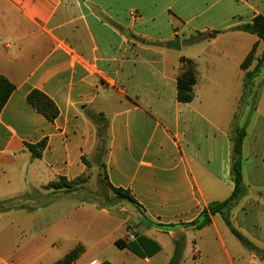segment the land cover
<instances>
[{"label":"crops","instance_id":"obj_1","mask_svg":"<svg viewBox=\"0 0 264 264\" xmlns=\"http://www.w3.org/2000/svg\"><path fill=\"white\" fill-rule=\"evenodd\" d=\"M258 16L264 0H0V77L16 88L0 114V186L16 189V198L83 177L106 133L107 181L130 192L150 224L135 207L83 202L69 215L91 221L63 219L49 246L82 247L76 264H170L177 245L178 264H264L225 238L219 215L202 230L186 226L234 190V129L254 69L242 64L254 47L257 58L264 51L238 28ZM177 37L181 49L173 50ZM189 63L195 98L185 104L178 84ZM33 91L55 103L56 120L29 103ZM42 142L35 158L29 146ZM214 184L215 193L228 191L223 198L213 200ZM133 218L147 230L139 233ZM209 230L217 246L203 244ZM117 241L134 243L143 257Z\"/></svg>","mask_w":264,"mask_h":264},{"label":"rangeland","instance_id":"obj_2","mask_svg":"<svg viewBox=\"0 0 264 264\" xmlns=\"http://www.w3.org/2000/svg\"><path fill=\"white\" fill-rule=\"evenodd\" d=\"M261 56L257 58L255 53L254 68ZM250 84L253 89L249 94L245 91L236 121L249 135L250 144L243 161L246 195L233 210L231 220L234 227L258 249L256 255L264 262V63ZM214 186L215 189L210 191L213 200L223 198L228 192L217 194L215 192L221 187ZM61 187L29 189L15 198L16 189L0 186V264H3L2 260L7 264H56L65 259L73 251L68 252L70 244L63 242L60 246H49V239L53 233L56 234L52 240L60 237L59 223L63 219H80L86 224L91 221L85 215L80 218L69 215L76 207L83 206V202H95L109 210L113 206L126 210L134 208L128 200L118 198L108 186L101 162L76 184ZM80 211L85 210L77 213ZM223 225L221 229L225 238L237 241L225 222ZM207 232L210 234L202 239L203 244L207 243L206 247L217 246L212 230ZM86 243L89 246L93 244L87 238ZM78 260L69 264H76Z\"/></svg>","mask_w":264,"mask_h":264},{"label":"trees","instance_id":"obj_3","mask_svg":"<svg viewBox=\"0 0 264 264\" xmlns=\"http://www.w3.org/2000/svg\"><path fill=\"white\" fill-rule=\"evenodd\" d=\"M243 32L256 35L263 43H264V17L258 16L256 17L251 24H247L238 28ZM203 36L200 35L196 39H192L191 42H197L202 40ZM256 47H254L246 58V60L242 64V69L247 71L252 64L254 63V55L256 53ZM264 63V51L260 59H258L256 67L251 72H247L244 79V89L248 91V94L251 93L253 87L250 84V80L253 76H256L259 73L262 65ZM184 66V70L180 75L179 84H178V95L177 99L180 103H191L194 98V85L196 83V74L193 67V63L187 64V67ZM15 86L6 78L0 77V114L4 109L6 103L8 102L10 96L15 91ZM248 89V90H247ZM29 103L40 113H42L48 120L54 121L59 115L58 108L55 103L47 97L45 94L39 91H33L28 96ZM247 132L245 128H240L239 125L236 124L234 129L233 136V152H232V165H231V176L234 184V190L231 196L222 202H212L208 205V207L199 215V217L193 221L191 224L186 225L187 227H191L195 230H202L208 227L212 223V218L219 215L222 220L225 222L227 227L230 229L231 233L240 241L242 246L249 251L257 252L258 249L255 248L248 240L243 236L233 225L231 220V214L233 210L237 207L240 200L246 195V188L244 185V176H243V146L244 141L246 139ZM46 143L42 142L37 146H29V149L32 151L35 158L41 156L43 149L45 148ZM107 153V144L106 141L100 139V143L96 148V159L97 162H101V166L105 168L104 158ZM84 177V176H83ZM83 177H80L74 181H68L65 178H61L59 181L51 183L49 186H54L56 189H62L65 185L76 184L78 181L82 180ZM107 179V178H106ZM108 186L112 189V191L116 194L118 198L128 200L134 207L136 211H138L139 219L147 226L148 223L142 209L137 204L134 197L130 194V192L125 191L123 189H116L112 187L108 181ZM48 186V187H49ZM65 188V187H64ZM133 224V223H132ZM134 225V224H133ZM174 226H170L169 228H173ZM138 243L145 248V239L139 238ZM116 246L120 249H128L129 251L143 257V255L135 248V244H125L122 241H117ZM84 249L82 247L75 248L71 253H69L65 259L62 261H58L56 264H69L79 259ZM181 258V253L179 246H176L174 257L170 264H178Z\"/></svg>","mask_w":264,"mask_h":264},{"label":"water","instance_id":"obj_4","mask_svg":"<svg viewBox=\"0 0 264 264\" xmlns=\"http://www.w3.org/2000/svg\"><path fill=\"white\" fill-rule=\"evenodd\" d=\"M169 47L173 50H180L181 49L180 38L177 37L174 41H172L169 44ZM103 139H106V133H104ZM133 222L137 225L139 233H143V231L147 230V228L143 224L140 223V220L138 218H133Z\"/></svg>","mask_w":264,"mask_h":264},{"label":"built area","instance_id":"obj_5","mask_svg":"<svg viewBox=\"0 0 264 264\" xmlns=\"http://www.w3.org/2000/svg\"><path fill=\"white\" fill-rule=\"evenodd\" d=\"M90 264H98L96 261H94V262H92V263H90Z\"/></svg>","mask_w":264,"mask_h":264}]
</instances>
